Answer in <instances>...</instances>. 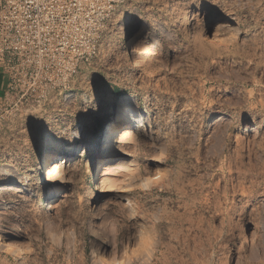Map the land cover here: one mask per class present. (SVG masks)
Wrapping results in <instances>:
<instances>
[{
  "label": "rangeland",
  "instance_id": "rangeland-1",
  "mask_svg": "<svg viewBox=\"0 0 264 264\" xmlns=\"http://www.w3.org/2000/svg\"><path fill=\"white\" fill-rule=\"evenodd\" d=\"M111 3L71 81L2 103L0 167L12 174L0 184L19 183L0 191V228L24 253L0 247V264H264V0ZM147 22L161 42L134 72L130 28ZM131 95L148 131L109 156L105 131ZM75 133L88 142L65 187L43 170L26 180ZM120 161L134 169L104 174Z\"/></svg>",
  "mask_w": 264,
  "mask_h": 264
},
{
  "label": "built area",
  "instance_id": "built-area-1",
  "mask_svg": "<svg viewBox=\"0 0 264 264\" xmlns=\"http://www.w3.org/2000/svg\"><path fill=\"white\" fill-rule=\"evenodd\" d=\"M111 2L0 0V66L9 75L0 118L2 103L46 97L55 82L72 80L89 39L103 38Z\"/></svg>",
  "mask_w": 264,
  "mask_h": 264
},
{
  "label": "bare ground",
  "instance_id": "bare-ground-1",
  "mask_svg": "<svg viewBox=\"0 0 264 264\" xmlns=\"http://www.w3.org/2000/svg\"><path fill=\"white\" fill-rule=\"evenodd\" d=\"M157 25L154 24L153 22H147L137 27L136 29L133 26L130 28V30H132L131 41H132V44L135 46L133 50L129 51L130 62L128 66L130 65V68L132 71L135 72L136 69L139 67L141 60H143L142 57L147 58V59L148 58L154 59L156 57L154 53V50H155L154 48L156 47L155 46L156 44L158 45L161 42L160 36L159 37L157 36V32H159L160 30L159 28L160 26H157ZM117 110L121 111L122 113V115H120L121 119L117 121L116 119L114 120L113 118L114 121H112L109 124L104 134L106 146L108 147L111 146V148L114 149V154L112 152L111 154H109V156L129 155V153L127 152L128 150L126 151V149L121 144L123 140L127 137H136L139 134V132H141V129L142 130L146 129L148 131V127L146 123L148 119L146 118V121H145V117H144V114L148 113V111L147 109L139 110L138 108H136L134 95L124 98L119 103ZM120 125H122V128L118 129ZM251 129L253 130V128ZM78 135H79L78 133H75L72 137L67 139L68 145L65 148L57 146V147H53L52 149L48 150V152L45 155V158L41 162L36 163L34 165L33 172L31 171L32 173L30 172L31 174H28L25 177L26 180L29 181L33 178V176L41 175V172H42L41 170H43L44 176L47 178L48 182H51V184L56 189L60 190L61 188L65 187L67 183V179L64 176L66 164L68 163L70 158L78 154V150L80 147H82V144H84L83 145L84 147L88 142L87 138H81ZM113 137H115L116 139H113ZM82 154L83 153L80 152V156ZM67 155L69 157H67ZM105 161L108 163L113 160L112 158H110ZM133 169L134 168L131 163L120 161V162H117L116 164H105L104 174H109V173H114V172L129 173ZM5 174L11 175L12 174L11 170L5 167H0V175H5ZM18 181L17 182H4L0 184V191L7 193V191L16 189L17 186L15 185L19 183ZM154 181H157V180H154ZM154 181L150 180V182H154ZM144 184H147V183H144ZM17 189L19 190V188ZM56 192L57 191L51 190L50 192H48V197L49 198L55 197L57 194ZM128 204L133 208V211L135 213L136 210L131 200H128ZM153 234L154 233L151 230H149L147 231L146 235L143 238V248L147 252L148 256L151 255L150 246L154 238ZM6 238L7 236L5 237L2 234L1 228H0V247L5 249L7 253H14L15 256L17 255L18 257H22L24 253V249L11 247V245H9V243H11L10 240L7 243L5 241ZM116 264H122V263L118 262Z\"/></svg>",
  "mask_w": 264,
  "mask_h": 264
},
{
  "label": "crops",
  "instance_id": "crops-1",
  "mask_svg": "<svg viewBox=\"0 0 264 264\" xmlns=\"http://www.w3.org/2000/svg\"><path fill=\"white\" fill-rule=\"evenodd\" d=\"M9 83V75L4 68L0 66V101L6 97Z\"/></svg>",
  "mask_w": 264,
  "mask_h": 264
}]
</instances>
